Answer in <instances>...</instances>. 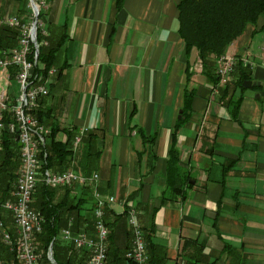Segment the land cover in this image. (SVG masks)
Instances as JSON below:
<instances>
[{"label":"crops","instance_id":"1","mask_svg":"<svg viewBox=\"0 0 264 264\" xmlns=\"http://www.w3.org/2000/svg\"><path fill=\"white\" fill-rule=\"evenodd\" d=\"M46 2L43 48L56 51L45 75L48 94L39 99L35 114L58 129L57 140L66 141L69 132L70 146L85 129L69 168L97 174L92 183L55 187L52 201L77 203L80 231L93 237L96 201L116 197L106 204L104 218L107 247L120 252L131 241L123 212L135 203L143 226L152 218L153 238L164 247L167 264L195 259L193 240L203 246L198 264H264V97L243 96L240 123L230 118L211 93L209 74L192 72L197 55L186 53L178 32V0H125L120 9L115 0ZM29 13L28 0H0V19L12 15L28 21ZM263 22L260 17L248 24L225 49L253 57L256 82H264ZM256 36L259 43L251 51ZM1 38L0 33L2 47L15 45H2ZM185 88L194 96L174 144L178 166L193 183L164 193Z\"/></svg>","mask_w":264,"mask_h":264},{"label":"trees","instance_id":"2","mask_svg":"<svg viewBox=\"0 0 264 264\" xmlns=\"http://www.w3.org/2000/svg\"><path fill=\"white\" fill-rule=\"evenodd\" d=\"M125 0H115L117 9H120ZM178 32L183 39L186 53L195 50L197 58L201 61L204 72H209L208 77L215 80L212 73L215 59L224 51L225 46L235 40L242 34L246 25H255L259 17L264 20V0H178ZM264 28V22L260 29ZM2 35V45H13L16 43L17 32L13 29L0 27ZM39 40V37H38ZM1 45V44H0ZM55 49L49 48L44 51L39 47L38 61L44 64L45 70L52 65ZM187 66L186 70L188 71ZM251 78L250 70L243 65L242 61L237 59L233 81L225 85L221 90V98L226 96V106L230 107L233 119L237 120V110L240 97L234 96L235 88L243 80ZM194 95L193 89L185 88L183 109H190L191 99ZM40 121L41 115H37ZM186 119V115L179 119L178 124ZM58 129L51 128V132L46 137L44 150L46 155L40 154L39 160L43 168L55 171H63L69 167L70 154V135L68 132L66 141L62 142L55 138ZM175 133L172 135V143L169 149V157L166 167V188L170 187L171 192L181 191L182 186L188 183L189 175L178 166V150L175 147ZM3 151L0 153V201L12 197L14 184L17 177V169L20 165L18 156V147L13 140V135L8 131L3 132ZM172 175H175L172 178ZM178 183L176 184V182ZM183 181V182H182ZM55 188L48 187L44 183H38L33 193L31 208L44 218L42 231L36 234L35 242L37 249L43 255V264H54L47 257V251L52 242V252L55 264H88V250L78 249L73 241L65 242L60 236L61 230L68 225L69 213H74V221L71 225L72 235L80 233V224L78 222V204H72L67 199L58 202L52 201L50 196ZM67 189V188H66ZM137 191H135L136 193ZM166 192V189L163 191ZM133 193V194H135ZM132 194V195H133ZM164 199V197H162ZM137 205V204H136ZM138 206V205H137ZM106 209V207H105ZM154 210V209H153ZM78 213V214H77ZM125 216V211L123 212ZM152 217V216H151ZM72 219V220H73ZM150 223L143 227L147 241V251L149 255V264H163L167 261L165 249L163 246L155 243L154 224L152 218ZM0 220L7 225L8 221L14 223L9 211L0 208ZM106 223V221H105ZM15 224V223H14ZM108 227V223H106ZM11 232L12 239H16V234ZM110 235H108L109 239ZM195 259L190 256L187 258V264H198L201 260L197 257L203 250V246L196 240ZM186 241L182 244L184 250ZM185 251V250H184ZM187 254V253H184ZM180 256V255H178ZM0 258L5 260H14L15 264H20L16 260L14 247L11 249L0 239ZM215 260L207 264H213ZM105 264H134L126 258L118 247H108L107 260Z\"/></svg>","mask_w":264,"mask_h":264},{"label":"built area","instance_id":"3","mask_svg":"<svg viewBox=\"0 0 264 264\" xmlns=\"http://www.w3.org/2000/svg\"><path fill=\"white\" fill-rule=\"evenodd\" d=\"M29 3L32 11L30 20L21 21L17 16L0 19V26L15 28L17 32L16 45L10 48L0 46V153L3 151L4 131L13 135L16 145L20 144L18 146L20 165L12 197L0 201V207L10 212L16 224V239H12L2 221L0 231L2 242L11 249L14 247L16 260L20 264H43V255L37 249L35 237L42 231L44 218L30 206L36 185L38 182L52 187L86 184L88 178L71 169L42 170L39 156L41 153L46 155L44 145L51 128L38 120L35 111L39 99L48 94L47 78L42 69L38 68L39 47L47 45L48 32L44 20L39 17V12L45 9L46 4L45 0H29ZM10 80L17 84V94L10 85ZM80 140L81 135L74 138L73 148L77 147ZM112 200L113 197H108L96 201L93 208L95 229L93 237H88L83 232L72 235V219L61 232L62 238L73 241L76 248L88 250V264L106 262L109 231L103 219V208L108 202H113ZM127 220L133 229L134 237L126 257L134 264H148L146 242L134 209L128 211ZM51 245L52 243L49 247ZM0 264H15V261L0 258Z\"/></svg>","mask_w":264,"mask_h":264},{"label":"rangeland","instance_id":"4","mask_svg":"<svg viewBox=\"0 0 264 264\" xmlns=\"http://www.w3.org/2000/svg\"><path fill=\"white\" fill-rule=\"evenodd\" d=\"M29 1V0H28ZM45 9H42L40 12H39V17H41L43 20H44V22L46 23H48V15H47V2H46V0H45ZM29 6H30V3H29ZM30 18H31V15H32V11H31V7H30ZM10 16H12V15H10ZM260 18V17H259ZM258 18V19H259ZM261 18H263V17H261ZM30 20V19H29ZM253 25V24H252ZM263 25V24H262ZM262 25H261V27H262ZM247 26V25H246ZM0 27H2V26H0ZM45 27H46V24H45ZM260 27V28H261ZM246 28V27H245ZM259 28V30L261 31V30H264V28H262V29H260ZM11 29V28H10ZM13 30H15V28H12ZM46 30H47V28H46ZM245 30V29H244ZM16 31V30H15ZM256 31V30H255ZM244 32V31H243ZM242 32V33H243ZM240 36V35H239ZM238 36V37H239ZM237 37V38H238ZM17 38V37H16ZM236 38V39H237ZM235 39V40H236ZM46 40H47V38H46ZM16 41H17V39H16ZM234 41V40H233ZM232 41V42H233ZM231 42V43H232ZM258 43H259V36H256L254 39H253V43H252V47H251V51L253 50V46H254V44H255V46L257 47L258 46ZM230 44V43H229ZM228 44V45H229ZM15 45H16V43H15ZM45 46V45H44ZM254 46V47H255ZM43 47V46H42ZM226 47L227 46H225V48H224V51H223V53H221L216 59H215V61H214V67H213V69H212V73L214 74V76H215V80H211L209 77H208V75H207V77H208V79H209V81L211 82V85H210V89H211V93L212 94H215V95H218V97H219V99H220V101H221V103L223 104V105H225L226 106V97L223 99V98H221V90L223 89V87L225 86V85H228V84H230L232 81H233V79H234V73H235V66H236V62H237V59H239V60H241L242 61V63H243V65H245L249 70H250V73H251V78L250 79H247V80H249V81H252V82H256V81H254L253 80V74H252V62L250 63L249 61L250 60H252V58L253 57H251V56H249V55H243V54H239V55H229V54H226L225 53V49H226ZM189 67V66H188ZM38 68H41L42 69V71L44 72V70H45V67H44V64L43 63H41L40 61L38 62ZM192 68L194 69V70H192V72L194 71L195 73H208L209 74V72H204L205 70H203V67H202V63H201V61L197 58V56L195 57V60H194V64L192 65ZM48 70L49 69H47V72H48ZM46 72V73H47ZM46 73L44 72V74L46 75ZM247 80H243L242 82H241V84L240 85H238L236 88H235V91H234V96L235 97H240V102H241V100H242V98H243V96H246V95H244V91L246 90L244 87H242V83L244 82V81H247ZM3 81L1 80V83H2ZM9 83H10V85H12L13 87H14V89H15V92H16V94H17V92H18V87H17V84L15 83V81H13V80H10L9 81ZM256 83H261V82H256ZM3 84V83H2ZM1 84V85H2ZM238 87H240L241 88V90H240V94L239 95H236V91H237V88ZM255 87H257V88H261V90H262V86L261 85H253L252 86V89L253 88H255ZM254 91H255V94H258L261 90H259V91H256L255 89H253ZM194 96V95H193ZM264 97V95H260L259 97H255V96H252V97H254V98H260V97ZM247 97H250V96H247ZM193 98V97H192ZM191 101H192V99H191ZM240 102H239V105H238V110H237V120H235V119H233V117H232V115H231V109H230V107H228V105L226 106L227 107V109H228V111H229V116H230V118L232 119V120H234V121H236V122H238V123H240V121H239V118H238V112H239V106H240ZM183 103H184V96H183ZM190 107H191V104H190ZM184 111V109H183V107H182V109H181V112H180V116H178V119H177V122L179 121V119H181L182 117H184L185 115H186V119L184 120V121H182L181 123H179L178 124V127H177V122H176V124H175V127H174V130H173V133H176V130L180 127V124H183L186 120H187V118H188V115H189V113H190V109H188V110H186L185 112H183ZM36 112V111H35ZM84 130L85 129H80L78 132H77V134L75 135V137L77 136V135H81V138H82V135L84 134ZM50 134V133H49ZM74 137V138H75ZM74 140V139H73ZM81 141V140H80ZM73 142V141H72ZM17 147H18V145H16ZM71 148L74 150V149H76V148H73V143H72V145H71ZM178 163H179V161H178ZM230 165H227L225 168H227V167H229ZM166 167H167V165H166ZM225 168H224V171H225ZM46 168H43L42 170H45ZM48 169V168H47ZM67 169H71V170H73V171H75L72 167H68ZM66 170V169H65ZM76 172V171H75ZM76 173H78V172H76ZM79 174V173H78ZM186 174H188L189 175V177H191L192 178V180H190V178H189V180H188V183L190 182V183H193V177L189 174V172H187ZM84 176H86V175H84ZM87 178H88V182H95L96 180H97V174H92V175H89V176H86ZM16 181V180H15ZM87 182V183H88ZM38 183H42V182H38ZM178 183V181L176 182V184ZM187 183V184H188ZM74 185V184H73ZM69 186H72V185H66V186H60V188H64V187H69ZM48 187H52V186H48ZM14 188H15V184H14ZM52 188H55V187H52ZM57 188H59V187H57ZM165 189L166 190H169V192H171L170 190H171V188L170 187H168V188H166V186H165ZM174 192V191H173ZM163 196V195H162ZM109 197H113V202H115V201H118V199L116 198V197H114V196H109ZM108 198V197H107ZM106 198V199H107ZM96 206V203H95V205H94V207ZM1 208V207H0ZM4 209V208H3ZM130 209H134L135 210V213H136V220H137V223H138V225H139V228L142 230V232H143V235H144V239H145V242H146V256H147V259H148V264H149V255H148V251H147V241H146V236H145V231H144V229H143V225L140 223V220H139V213H140V208L135 204V203H133V204H130L128 207H127V209L125 210V217H126V220H127V213H128V211L130 210ZM5 210H7V209H5ZM8 211V210H7ZM104 213H105V208H103V219H104V221H105V218H104ZM0 221H2V220H0ZM3 222V221H2ZM127 223H128V225H129V230H130V233H131V241H130V243L128 244V246L124 249V251L122 252V253H124V256L126 257V253L128 252V250H130V248H131V243H132V240H133V237H134V233H133V229L131 228V226H130V224H129V222H128V220H127ZM106 224V223H105ZM107 226V225H106ZM4 227L6 228V230L9 232V230H12L15 234H17V227H16V224H14V223H12V222H10V221H8V223H7V225H5L4 224ZM108 228V227H107ZM63 230V229H62ZM61 230V231H62ZM109 231V230H108ZM10 233V235H11V232H9ZM108 235H109V233H108ZM60 237V236H59ZM0 239H1V241H2V235H1V231H0ZM13 248V247H12ZM107 252H108V250H107ZM127 258V257H126ZM220 257H218L217 259H216V261L219 259ZM107 260V259H106ZM163 264H167V262H164Z\"/></svg>","mask_w":264,"mask_h":264},{"label":"water","instance_id":"5","mask_svg":"<svg viewBox=\"0 0 264 264\" xmlns=\"http://www.w3.org/2000/svg\"><path fill=\"white\" fill-rule=\"evenodd\" d=\"M253 85H261L262 86V90L258 93V94H255V91L252 89V86ZM242 87H244L246 90L244 91V95L246 96H255V97H259L260 95H264V82H261V83H256V82H252V81H244L242 83ZM240 90L241 88L238 87L237 88V91H236V95H239L240 94ZM18 146H20V144L18 143ZM48 259L50 260V262L54 263L55 264V260L53 258V252H52V247L50 246L49 247V250H48Z\"/></svg>","mask_w":264,"mask_h":264}]
</instances>
